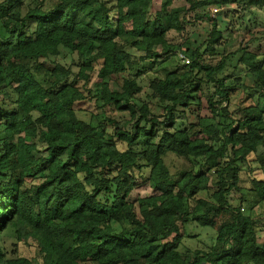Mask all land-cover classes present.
I'll return each instance as SVG.
<instances>
[{
	"label": "trees",
	"instance_id": "1",
	"mask_svg": "<svg viewBox=\"0 0 264 264\" xmlns=\"http://www.w3.org/2000/svg\"><path fill=\"white\" fill-rule=\"evenodd\" d=\"M154 1L0 0V264H264V0ZM189 223L214 243L181 251Z\"/></svg>",
	"mask_w": 264,
	"mask_h": 264
},
{
	"label": "rangeland",
	"instance_id": "2",
	"mask_svg": "<svg viewBox=\"0 0 264 264\" xmlns=\"http://www.w3.org/2000/svg\"><path fill=\"white\" fill-rule=\"evenodd\" d=\"M162 0H155L153 4V12L159 11L161 9ZM179 6H187V2L185 0H174L171 7H179ZM241 8H237L236 6L231 9V14L228 15H221L220 17L216 14L217 10L215 9H209L210 14L212 17L218 18L219 26L221 30L224 32V38H223V44L226 50H234L239 42V39L241 38V33L243 30H237L233 31L234 27L237 28L240 24V21L238 20L240 18V14L242 12H239ZM244 10V9H243ZM220 11V9H219ZM243 15L245 18L248 17V12H243ZM260 17H264V12H261ZM211 26L208 23H196L192 26L188 27V31L191 34L190 41L193 43V45L199 46L202 44L204 39L206 38V35L210 31ZM175 33L171 32L170 36H174ZM183 39H179V42H182ZM176 54V53H175ZM175 57H173L174 60ZM54 62L61 63L63 65H66L68 67H72L74 71H77V63L78 59L74 54H71L68 50L61 48L60 55L58 57H54L52 59ZM98 77L97 73L95 72L92 76L91 82L89 84V87L94 89L96 84L98 83ZM148 77L146 75H142L139 77V83L143 87V91L140 94L141 99H148L145 97V94L148 92ZM121 81L112 80L110 81V85L113 89L120 90ZM80 108H84L87 113L84 114L85 117H88V113L90 112H97V108L95 107V104L92 101H87L85 103L80 104ZM155 114H159V110L152 109ZM118 116H122V114L119 112L117 113ZM154 191L148 186L144 185L134 190L132 193L135 197H147L150 195H153ZM244 212L246 214H249L252 218H254L257 223L261 226H264V203L260 205H256L253 208H250V206L244 207ZM185 233L186 236L183 239V244L180 246L181 251H186L188 249L193 250L196 248H209L215 241L216 232L213 229L205 228L197 225L196 223H189L185 226ZM259 239L264 242V232H261L259 234ZM6 245L8 250L12 248V242L13 238L11 237H5ZM22 250L24 251V254H28V256L34 255L32 248H25L23 247Z\"/></svg>",
	"mask_w": 264,
	"mask_h": 264
},
{
	"label": "built area",
	"instance_id": "3",
	"mask_svg": "<svg viewBox=\"0 0 264 264\" xmlns=\"http://www.w3.org/2000/svg\"><path fill=\"white\" fill-rule=\"evenodd\" d=\"M178 56L181 63H189V58L185 54L179 53Z\"/></svg>",
	"mask_w": 264,
	"mask_h": 264
}]
</instances>
